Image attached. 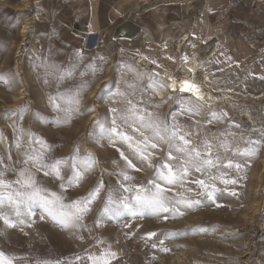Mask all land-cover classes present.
Segmentation results:
<instances>
[{"label": "rangeland", "instance_id": "374dc122", "mask_svg": "<svg viewBox=\"0 0 264 264\" xmlns=\"http://www.w3.org/2000/svg\"><path fill=\"white\" fill-rule=\"evenodd\" d=\"M40 1L0 0V171L14 182L28 169L40 186L62 193L65 203L87 196L101 181L103 187L78 227L42 220L38 208L31 217L17 218L5 207L10 219L25 222L8 227L0 220V250L13 257L14 264H91L89 255L108 248L115 253L111 264H264V144L253 157L236 151L249 139H264V99L238 95L264 92V0H141L134 6L116 0ZM93 12L96 23L91 28ZM205 14L213 35L199 46L197 60L211 56L209 69L223 82L220 90L209 92L218 98L211 105L169 92L162 76L163 69L180 74L189 63L192 32ZM186 32L190 40L181 47L178 38ZM169 33L171 44L156 49L155 61L151 38ZM226 38L225 59L239 56L233 69H220L217 45ZM141 55L153 63L141 66ZM240 62L246 64L244 71L235 68ZM193 74L206 80L200 66ZM106 84L107 93L98 95ZM113 120L134 143L148 137L157 144L149 149L150 163L119 138L110 143L101 136L100 125L110 128ZM149 124L159 125L164 140ZM173 130L185 135L188 147L198 148L202 158L206 144L212 145L211 158L219 157L215 167L197 172L189 166L187 176L165 185L168 204L179 209L177 214H103L109 190L113 196H125L128 193L118 191L121 183L148 186L169 155ZM180 143L172 141L174 159L167 160L177 173L187 159L176 150ZM77 148L78 158L91 153L96 164L78 185L61 189L71 175L69 158ZM120 152L135 169L127 167ZM35 154H42L46 165L64 161L60 168L65 181L45 175L50 168L25 163ZM229 160L242 169L224 167ZM121 170L131 179L124 181ZM225 179L237 183L226 185ZM197 180L219 190L215 202L207 200ZM181 199H199L201 204L187 208L177 204Z\"/></svg>", "mask_w": 264, "mask_h": 264}, {"label": "snow or ice", "instance_id": "6c2138e0", "mask_svg": "<svg viewBox=\"0 0 264 264\" xmlns=\"http://www.w3.org/2000/svg\"><path fill=\"white\" fill-rule=\"evenodd\" d=\"M3 79L4 77H0V80ZM108 89L109 85L107 84L101 86L98 95L103 96L107 93ZM195 89L196 85L184 81L180 91L187 92ZM91 110L92 109H90V111ZM143 119V117H140L141 121H143ZM57 122H61L59 118ZM63 122H67V117L64 118ZM95 123L98 124L99 122L96 121ZM148 126L153 127L155 135L160 140H164V136L160 135L158 124H149ZM134 131L139 132L140 129L134 128ZM100 133L101 136L107 138L110 143H115L117 138H119L122 142L127 143L129 148L133 149L135 155L142 160L149 161V163V157L152 155L149 149H155L157 147V144L149 142L148 137H144L142 141L134 143L133 137L118 129L115 120H113L112 127L110 128H105L103 125H100ZM262 136H264V133H262ZM172 141L182 142L177 144L176 150L187 156V159L184 161L185 167L180 173H177L167 162V160L174 159L171 155ZM246 143V147L243 149L237 148L236 151L242 157H253L258 152L259 146L264 144V139H249ZM189 145L190 141L185 138V135H181L178 130H173L169 138V155L166 161L161 162L156 170L154 178L149 181L148 186L136 185L134 188H129L121 183L118 191L122 190L123 192L128 193V195L125 196H113L111 190H109L102 207V213L113 218H118L123 215L136 217L144 214L159 215L161 213H171L175 216L179 209L175 206H169L168 198L165 195V185H171L177 182L178 177L183 178L187 176L189 174V166L194 167L195 170L199 172L204 166L215 167L219 162V157H217L215 161L211 158V144L205 145L208 149L206 158H202V153L198 148H189ZM224 146L227 147L228 145L225 144ZM78 152L79 149H75L73 155L69 158L71 160V175L67 177L66 181L61 175L60 166L64 163L62 160H57L52 165H46L41 162L42 154H35L28 155L25 163L31 161L33 164L39 165L41 168H50L51 170L45 171L44 174H54L61 181H65L60 185L61 189H65L73 184L78 185L83 180L85 174L91 171L96 164L95 158L91 153L86 154L82 158H78ZM120 155L122 159L126 161L128 168L135 169V165L131 159L125 156L123 152H120ZM2 163L3 160L0 159V164ZM224 167L235 168L239 171L243 166L229 160ZM120 175L123 177L124 181L131 179L125 170H121ZM157 180L162 181L163 183H158ZM195 183L204 190L207 200L215 202V193L219 190L214 185H212L210 189L209 185L206 184L204 180H197ZM223 183L226 185L236 184L237 181L235 179H225L223 180ZM102 187L103 182L101 181L88 193L87 196L65 203L62 193L57 194L56 192H51L49 189L40 186L28 169L21 170L17 180L14 182L6 180L4 178V172L0 171V220H2L8 227H16L17 223L23 224L25 221L23 219H17L16 221L10 219L9 215L4 211L5 207L14 212L15 217L17 218H20L22 215L31 217L35 214L34 209L38 208L41 210L40 218L42 220L45 219V217L50 218L55 224L62 228L78 227L80 226V221L84 214L91 210V205L99 196ZM231 194L234 196L237 195L234 191ZM177 204L192 208L199 206L201 201L199 199H181L177 201ZM164 219H168V216L165 215ZM148 235L152 236L155 234L149 233ZM162 243L163 241H161V244ZM153 246L155 247V245ZM164 251L168 250L164 249ZM113 258H115V253L112 252L110 248L105 249L98 255L93 254L87 257L91 264H111ZM75 259L78 261L81 257L77 255ZM0 264H14V258L0 250ZM57 264H59V262H57Z\"/></svg>", "mask_w": 264, "mask_h": 264}, {"label": "bare ground", "instance_id": "6f19581e", "mask_svg": "<svg viewBox=\"0 0 264 264\" xmlns=\"http://www.w3.org/2000/svg\"><path fill=\"white\" fill-rule=\"evenodd\" d=\"M42 1V0H41ZM40 1V2H41ZM96 23V15L95 12H93V17H92V24H91V28H93V26H95ZM27 26L25 25V27L23 28V32H26L27 30ZM201 30V31H199ZM211 31V25L210 23L207 21L206 18V14L203 17V21L202 23L197 24V28L195 31L192 32L193 34V46L194 48L191 50V52L189 53V55L187 56L189 59V63L187 65H183L181 67V73H176L175 71H168L163 69L162 71V76L163 78L167 79L168 82V86H167V90L169 92H174L180 95H184V96H188L192 99H194L197 102H202V103H206V104H213V102L215 103V101L218 99L216 97L213 96V94H209V92H211L212 90H220V84L223 83L221 78H219V76L215 75L214 71H212L211 69H209V60L211 58H205L203 61L199 62L197 60V51L199 46L201 45V43L205 42L207 43V41L209 40V38L213 35V32ZM178 42L179 46L184 47L190 40V36L189 34L186 32L184 33L181 37L178 38ZM172 41V36L171 33L167 34L165 37L159 39V40H154L153 38H151L150 41V47H153L151 49V53L155 54V61H157V50L159 48L164 49L167 48ZM229 39H224L222 40V44H218L217 45V55H221L222 59L220 61V69H224L226 67H231L232 69L234 68L232 66V63L237 59L236 54H233L232 56L229 57L230 61H227L225 59V54H226V49H227V43H228ZM157 49V50H156ZM125 52V51H124ZM123 52V53H124ZM140 60L138 61V63L141 66H150L153 61L152 60H147L144 58V56H139ZM240 65L235 67L238 69H242L243 71L245 70V63L244 62H240ZM200 66L204 72H206V80H202L198 79L197 76H195L193 74V70L197 67ZM205 77V76H204ZM184 81L189 82L190 84H194L196 85V89L193 91H187V92H182L180 91V88L183 84ZM207 88H209L210 90H206ZM238 95L244 99H248V100H261L264 99V92L260 93V94H248V95H244L242 93L238 92ZM208 106V105H207Z\"/></svg>", "mask_w": 264, "mask_h": 264}, {"label": "crops", "instance_id": "0c3cea01", "mask_svg": "<svg viewBox=\"0 0 264 264\" xmlns=\"http://www.w3.org/2000/svg\"><path fill=\"white\" fill-rule=\"evenodd\" d=\"M126 1H128L127 2V4L130 6H134L137 2H139V1H141V0H116V2L115 3H118V5L119 4H122V3H124V2H126Z\"/></svg>", "mask_w": 264, "mask_h": 264}]
</instances>
